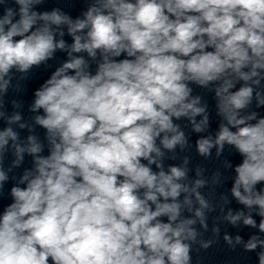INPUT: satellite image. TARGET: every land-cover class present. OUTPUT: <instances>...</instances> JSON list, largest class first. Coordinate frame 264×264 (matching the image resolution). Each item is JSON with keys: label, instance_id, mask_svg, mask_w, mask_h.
Returning a JSON list of instances; mask_svg holds the SVG:
<instances>
[{"label": "clouds", "instance_id": "clouds-1", "mask_svg": "<svg viewBox=\"0 0 264 264\" xmlns=\"http://www.w3.org/2000/svg\"><path fill=\"white\" fill-rule=\"evenodd\" d=\"M43 3L0 0V195L8 173L32 157L0 213V264H191L193 244L209 248L215 241H198L195 227L206 231L215 210L200 192L204 169L189 180L188 157L164 165L166 153L176 159L189 146L174 121L187 119L195 133L209 127L208 103L193 86L213 93L221 118L214 136L196 140L197 153L215 148L220 157L227 146L242 158L225 167L235 172L231 196L248 211L228 209L223 219L264 233V116L246 111L253 100L264 107V0H89L76 18L37 11ZM58 50L68 58L34 91V124L8 115L13 70L25 79ZM12 125L39 126L44 139L21 140ZM223 239L259 247L264 264L259 235Z\"/></svg>", "mask_w": 264, "mask_h": 264}]
</instances>
